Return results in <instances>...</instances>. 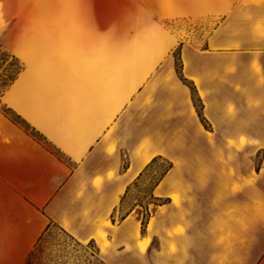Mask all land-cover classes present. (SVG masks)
I'll return each mask as SVG.
<instances>
[{"label":"crops","instance_id":"crops-1","mask_svg":"<svg viewBox=\"0 0 264 264\" xmlns=\"http://www.w3.org/2000/svg\"><path fill=\"white\" fill-rule=\"evenodd\" d=\"M212 19L200 49L178 26ZM0 49L21 65L0 94V264H27L53 226L139 264H264V172L223 167L209 137L261 145L237 100L264 95V0H0ZM155 158L171 165L156 202L117 219Z\"/></svg>","mask_w":264,"mask_h":264},{"label":"rangeland","instance_id":"rangeland-1","mask_svg":"<svg viewBox=\"0 0 264 264\" xmlns=\"http://www.w3.org/2000/svg\"><path fill=\"white\" fill-rule=\"evenodd\" d=\"M249 21L250 19H245ZM218 19L212 20H185L178 22V26L181 27V30L186 33L188 36L192 37L193 45L200 49L203 45V40L209 33L210 29L214 28L215 24L218 22ZM254 63L251 66V69L255 74L258 75V80L260 87H263L264 78L262 74V68L259 66V61L264 65V53L261 54L260 51L255 53ZM175 60L180 58L179 50H176L172 56ZM230 59L235 60V53H229ZM245 61H248L246 55L243 58ZM0 94L4 91L6 87L10 84L11 80L16 76L17 72L21 68V65L16 61L11 54L0 49ZM177 71L180 70V66H177ZM243 69V68H242ZM234 67H229L228 72H234ZM244 76L251 77L248 72V68L244 66ZM227 84H231V81L228 80ZM191 90L193 105L196 109V112L202 117V103L196 94L195 87L186 84ZM240 103L241 107L249 109L255 107L257 113H259V128L258 133L261 137V145L246 148L245 141L240 142V146L237 148L238 153L233 154V145L230 144L228 151H225L223 148L214 146L215 140L221 138L219 131H212L214 134L209 135L213 143V157L219 158L223 167H226L225 158H238V164L244 166V169H248L249 166L253 169H260L264 172V95L257 100L252 99H238L237 103ZM3 114L11 122L20 127L23 131L28 134H31L35 139L43 141L40 135L31 130V128L19 117L9 111L7 108L2 109ZM234 106H229V115L234 114ZM250 118L245 116V119ZM205 119V118H204ZM209 123V122H208ZM203 124L206 128H209V125L206 121L203 120ZM215 150V151H214ZM203 148L197 147V154L204 156ZM208 154H206V157ZM243 161V162H242ZM171 165L165 158H155L145 170L143 176L133 183L130 188L129 194L126 197L125 202L116 212L117 219L124 214V212L130 207L137 206V217L139 214V207L142 205L145 206L146 203H155L156 200L153 196V190L155 186L159 183L162 177L170 169ZM146 217V215H145ZM145 217L143 220H145ZM139 264L138 259L129 258L124 255H110L109 257L105 253L99 252L97 246L93 243L80 244L73 237H71L66 232L62 231L57 226H53L51 230L46 234L45 237L41 238L37 242L35 248L32 250L29 255L27 264Z\"/></svg>","mask_w":264,"mask_h":264},{"label":"clouds","instance_id":"clouds-1","mask_svg":"<svg viewBox=\"0 0 264 264\" xmlns=\"http://www.w3.org/2000/svg\"><path fill=\"white\" fill-rule=\"evenodd\" d=\"M111 39H112L113 41H116V40L119 39V37H117V36H113ZM0 67H2V66H0Z\"/></svg>","mask_w":264,"mask_h":264},{"label":"trees","instance_id":"trees-1","mask_svg":"<svg viewBox=\"0 0 264 264\" xmlns=\"http://www.w3.org/2000/svg\"><path fill=\"white\" fill-rule=\"evenodd\" d=\"M20 69H21V68H20ZM20 69H19V71H20ZM19 71L17 72L16 76L18 75ZM16 76L11 80L10 84L14 81V79L16 78ZM10 84H9V85H10ZM9 111H10V110H9Z\"/></svg>","mask_w":264,"mask_h":264}]
</instances>
